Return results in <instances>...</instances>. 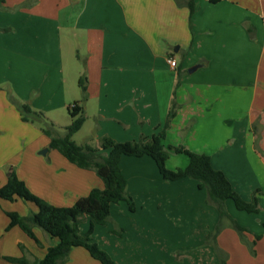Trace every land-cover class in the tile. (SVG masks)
Returning a JSON list of instances; mask_svg holds the SVG:
<instances>
[{
    "label": "crops",
    "instance_id": "0c3cea01",
    "mask_svg": "<svg viewBox=\"0 0 264 264\" xmlns=\"http://www.w3.org/2000/svg\"><path fill=\"white\" fill-rule=\"evenodd\" d=\"M80 76L85 120L72 136L77 144L99 147L102 136H150L175 102L163 144L208 154L244 200L261 189L258 212L224 200L228 216L246 228L239 233L220 220L195 179L167 181L150 156L122 155L119 166L135 211L125 201L111 203L108 222L94 225L93 241L118 264H218L221 257L225 264H264V0H195L192 13L185 0H3L0 185L14 169L32 193L56 206L102 187L93 170L50 148L41 130L70 123L65 113L82 99ZM20 103L43 120H23ZM64 116L67 122H61ZM187 162L184 154L170 153L166 167ZM35 210L32 202L0 198V264H15L4 257L22 255L33 264L56 244L38 226L33 232L40 245L17 225L5 229L7 211L25 216ZM112 224L119 235L110 232ZM62 264L101 263L73 246Z\"/></svg>",
    "mask_w": 264,
    "mask_h": 264
},
{
    "label": "trees",
    "instance_id": "16d2710c",
    "mask_svg": "<svg viewBox=\"0 0 264 264\" xmlns=\"http://www.w3.org/2000/svg\"><path fill=\"white\" fill-rule=\"evenodd\" d=\"M178 1V0H176ZM212 3L219 0H209ZM3 0H0V5ZM190 13L194 11L195 0H185ZM78 85L82 92V99L75 100L67 107L70 123L64 127L61 135L52 131V123L42 127L41 130L49 138V147L56 149L69 162L78 167L91 169L101 179L102 187H93L84 196L77 198L69 206H56L43 198L32 193L21 180L14 169L8 171L7 180L0 185V198L15 200L21 198L32 202L36 206L35 211L28 215H20L16 211H7L9 222L6 230L17 225L29 237L40 245L39 240L33 232V226H38L52 237L57 238L54 245L48 246L44 255L36 259L33 264H62L73 246H82L89 255L101 264H118L110 255L91 240V232L95 224H105L109 218L110 204L126 201L131 210L135 209L134 203L126 193V178L122 173L119 162L122 155L128 156H150L164 180L172 181L183 177L193 178L197 181V187L206 191V201L216 206L219 217L228 219L231 225L239 232L246 230L233 218L228 216L224 208V200L231 199L234 205L247 212H258L257 193L261 189H255L250 200H244L234 190L230 181L224 173L212 166L208 154L195 152L183 145H164L162 139L168 128L170 119L174 116L177 104L172 102L163 125L150 136L140 135L137 139L117 141L109 136H102L99 147L89 144H77L72 136L82 126L85 116L83 113L82 100L85 97V78L80 76ZM22 119L33 121L44 118L39 111H34L26 103L18 104ZM101 150H107L105 154ZM170 153H182L188 158L184 167L169 169L166 160ZM89 218L90 225L86 232H81L79 223ZM220 228L216 225L212 232L207 235L208 240L213 239ZM253 243L248 245L253 253ZM23 250V247L20 244ZM7 261L15 264H25L24 255L20 257H4ZM218 264H225L221 257Z\"/></svg>",
    "mask_w": 264,
    "mask_h": 264
},
{
    "label": "rangeland",
    "instance_id": "374dc122",
    "mask_svg": "<svg viewBox=\"0 0 264 264\" xmlns=\"http://www.w3.org/2000/svg\"><path fill=\"white\" fill-rule=\"evenodd\" d=\"M68 58L70 59V55L68 54ZM69 62V61H68ZM71 63L73 62V59H71V61H70ZM75 65H77L78 66V64L76 63ZM78 92H79V90H78ZM73 102V101H72ZM65 115L67 116V118L68 119H70V116L68 115V113H67V110H66V113H65ZM66 116H64L65 118H62V120H61V122H67V118H66ZM63 124V123H62ZM52 131L55 133V134H59V135H61V134H63V132H64V127H62V126H52ZM83 132H80V134H77L76 135V137H75V139L77 140V142L78 141H80L81 140V138H82V134L83 133H85V131H86V128H84V130H82ZM19 199H21V198H19ZM21 200H23V199H21ZM124 202V201H123ZM126 202V201H125ZM8 203V202H7ZM134 203V202H133ZM126 206H127V209H128V211H130V212H134L135 211V209L134 210H131L130 208H129V206H128V204L126 203ZM134 206H135V204H134ZM136 207V206H135ZM139 210V212H140V207L138 206L137 207ZM158 210V214H160V213H162V214H164L163 213V210H160V209H157ZM108 220H109V218H108ZM108 220L106 221V223L108 222ZM86 220L85 219H83L80 223H79V225H81V224H83L84 222H85ZM105 223V224H106ZM89 225H90V221H87V229H86V231L88 230V228H89ZM100 225H104V224H100ZM85 231V232H86ZM92 232H93V230H92ZM92 232H91V234H92ZM112 234H114V235H119V230L115 227V225H113L112 224V228H111V231H110ZM91 234H90V236H91ZM91 240L93 241V239H92V237H91ZM207 240H208V238H207Z\"/></svg>",
    "mask_w": 264,
    "mask_h": 264
},
{
    "label": "built area",
    "instance_id": "2783aa9c",
    "mask_svg": "<svg viewBox=\"0 0 264 264\" xmlns=\"http://www.w3.org/2000/svg\"><path fill=\"white\" fill-rule=\"evenodd\" d=\"M166 62L168 63V65L170 66V67H175L176 66V60L173 58V57H171V56H167L166 57Z\"/></svg>",
    "mask_w": 264,
    "mask_h": 264
},
{
    "label": "water",
    "instance_id": "95a60500",
    "mask_svg": "<svg viewBox=\"0 0 264 264\" xmlns=\"http://www.w3.org/2000/svg\"><path fill=\"white\" fill-rule=\"evenodd\" d=\"M175 50H176V47H175ZM194 68H195V67L190 68L189 71L194 70ZM46 150H47V149H44V151H42V153L46 152Z\"/></svg>",
    "mask_w": 264,
    "mask_h": 264
}]
</instances>
